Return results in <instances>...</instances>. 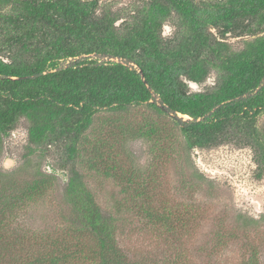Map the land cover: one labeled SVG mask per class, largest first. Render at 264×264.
<instances>
[{
	"label": "trees",
	"instance_id": "16d2710c",
	"mask_svg": "<svg viewBox=\"0 0 264 264\" xmlns=\"http://www.w3.org/2000/svg\"><path fill=\"white\" fill-rule=\"evenodd\" d=\"M5 8L11 13L4 12ZM99 9L100 0H0V23L8 34L7 43L13 41L23 52L19 60L10 61L0 54V143L25 116L30 121L28 145L66 138L67 158L74 161L97 112H126L147 104L159 115H174L172 120L184 136L193 185L207 178L193 165L191 151L226 141L250 146L260 167L257 175L262 177L264 128L259 118L264 113V36L237 53L214 36L212 29L222 38L229 33L264 31V0H141L123 29L115 25L118 12ZM173 12L187 29L186 37L175 47L163 38V26ZM98 55L108 60L101 61ZM62 60L69 63L61 65ZM214 69L220 76L213 91L190 90L191 84H202ZM116 168L105 172L114 175ZM37 173L32 183L10 194L11 174L0 172V229L7 222L8 211L37 195L52 179V173ZM133 176L130 173L129 182L134 181ZM86 177L76 165L68 170L65 218L69 231L90 235L95 247L12 255L13 263L161 264L134 260L124 252L117 236L123 220L102 208ZM128 190L134 205L127 209L132 213L172 234L178 225H184L179 215L171 216L147 201L148 192L140 186ZM139 198H145V203L139 204ZM238 219L244 229L259 222L243 214ZM261 219L264 221V214ZM225 238L226 233L219 231V242ZM7 258L9 255L0 254V263ZM261 263L259 251L251 247L245 264Z\"/></svg>",
	"mask_w": 264,
	"mask_h": 264
},
{
	"label": "rangeland",
	"instance_id": "374dc122",
	"mask_svg": "<svg viewBox=\"0 0 264 264\" xmlns=\"http://www.w3.org/2000/svg\"><path fill=\"white\" fill-rule=\"evenodd\" d=\"M140 3L141 0H100L99 10L110 8L112 12H118L115 25L123 29ZM4 12L11 13V10L5 8ZM3 24L0 23V54L6 61L19 60L23 52L13 41L7 43L8 34L2 28ZM8 30L12 29L9 27ZM212 32L237 53L264 36L262 31L243 35L229 33L222 38L216 29ZM186 34L182 18L173 12L163 26L165 43L175 47ZM97 57L101 61L108 60L102 55ZM27 58L28 55L24 56V60ZM67 63V60L61 61V65ZM219 76L220 72L214 69L205 82L191 84L190 90L213 91ZM178 116L188 118L187 115ZM172 119V116L157 114L147 104L132 106L119 113L101 110L83 136L80 155L71 161L67 158L66 138L28 145L30 121L21 116L0 143V172L11 174L7 184L10 194L32 183L38 177L37 170L52 173L49 174L52 179L46 186H41L37 195L8 211L7 222L0 229L5 239L0 241V254L9 255V259L0 264H16L10 259L12 255L40 250L71 252L80 247L86 250L95 247L90 235L77 236L69 231L66 223L64 179L73 165L86 174V183L102 208L115 212L123 220L119 223L118 242L134 260L161 264H245L251 247H254L264 264V221L261 219L264 214V174L262 177L257 175L260 167L255 151L250 146L238 145L237 140L194 148L191 151L193 165L207 179L195 181L193 185L189 178L191 166L185 161L184 136ZM259 125L264 128V113L259 118ZM114 166L117 167L114 175L105 172ZM130 173L134 174L133 182H129ZM133 186L146 190L149 195L146 200L157 209L165 210L171 216L179 215L184 225H178L172 234L128 210L127 207L134 205L128 190ZM138 203L144 204L145 198H139ZM240 214L254 217L259 222L241 228ZM219 231L226 233L222 243L218 240ZM67 244L68 247L63 246Z\"/></svg>",
	"mask_w": 264,
	"mask_h": 264
},
{
	"label": "water",
	"instance_id": "95a60500",
	"mask_svg": "<svg viewBox=\"0 0 264 264\" xmlns=\"http://www.w3.org/2000/svg\"><path fill=\"white\" fill-rule=\"evenodd\" d=\"M137 66V65H136ZM139 72H140V74H141V76H142V79H143V81H144V83L145 84H148L147 83V80H146V77H145V74H144V72H143V70L142 69H139ZM33 78L35 77V76H32ZM26 78V77H25ZM172 116H174V115H172ZM185 119H190V120H193L192 118H190L189 116H188V118H185Z\"/></svg>",
	"mask_w": 264,
	"mask_h": 264
}]
</instances>
